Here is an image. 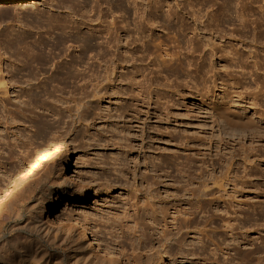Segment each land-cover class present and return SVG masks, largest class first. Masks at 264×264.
<instances>
[{
    "label": "rangeland",
    "instance_id": "374dc122",
    "mask_svg": "<svg viewBox=\"0 0 264 264\" xmlns=\"http://www.w3.org/2000/svg\"><path fill=\"white\" fill-rule=\"evenodd\" d=\"M136 1L0 2V193L61 135L69 149L49 160L0 213V256L8 257L33 238L35 246L55 256L51 264H75L80 257L98 264H137L154 252L164 253L166 264H221L225 257L239 264V248L226 247L206 213L190 226L182 250L174 239L156 242L152 251L134 247L141 228L160 232L166 226L162 216L154 219L152 209L135 224L129 171L137 163V176L146 173L177 184L207 174L211 157L243 151L247 160L239 162L243 167L236 174L241 178L246 167L254 184L235 193L245 201L241 217L252 218L244 228L251 242L239 247H264V221L256 219L259 210L264 212V118L239 126L258 129L255 137L225 131L222 118L199 96L216 80L219 87L229 83L242 94L253 112L264 105V98L255 99L264 91V0H152L161 6L159 12L140 0L144 4H137V13ZM179 2L189 5L178 7ZM100 9L103 18L94 15ZM156 14L161 22L139 33L142 16ZM197 16L211 24L210 30L196 29ZM100 20L130 30V36L122 32L119 50L107 47ZM148 34L155 38L151 47ZM178 56L183 66L174 69L168 63ZM84 101H91V109ZM83 112L86 120L80 122ZM176 216L175 209L166 215L171 228ZM72 221L113 253L82 237ZM199 229L204 232L196 233ZM17 236L20 240H14ZM35 246L22 248L25 264L40 258ZM158 254L153 264H160Z\"/></svg>",
    "mask_w": 264,
    "mask_h": 264
},
{
    "label": "bare ground",
    "instance_id": "6f19581e",
    "mask_svg": "<svg viewBox=\"0 0 264 264\" xmlns=\"http://www.w3.org/2000/svg\"><path fill=\"white\" fill-rule=\"evenodd\" d=\"M10 1L27 0H0V2ZM116 1H118L117 5H119V2H123V0ZM139 3L144 4L140 0H137L135 2L136 13L138 12ZM146 3L147 6H150L152 7V9L159 12L158 10L161 8L160 5H156L157 3L153 4L152 0H147ZM152 5L155 7H153ZM177 5L178 7L185 8L189 4L188 2H179ZM151 11L152 10L148 11V13L151 14ZM99 12L94 15H97V18H103L105 16V13H101L102 9H100ZM168 15L169 14H166V16ZM166 16L163 18L164 25L169 26ZM142 17L144 18L139 22V33H144L148 29L152 30V26L155 23L161 22L158 21V19L161 18L159 14L155 15L156 18H148L145 15ZM194 21L196 22V24L194 25L196 26V29H199V31L210 30L211 28V24L209 22L205 24V22L201 20L199 16L195 17ZM99 23L101 26H104L103 33L107 37V47L115 46V49L119 50L123 46L121 43L123 37L122 32L126 31V36H130L128 35L130 30L125 29L124 27H118L116 21L114 20L109 22H107L106 20H100ZM198 34H201V32H198ZM148 37L149 38L147 40V43L148 46L151 47L155 42V38L152 34H148ZM96 38L98 37H93L90 41L96 40ZM103 52L106 53V51ZM163 52H165V55L172 56L166 49ZM41 55L43 54H40V56ZM44 59H46V57H44ZM170 61H172V63ZM170 61L168 64H170V66H173L174 69L183 66L184 62L180 56H178L177 59L172 58ZM163 63L166 64L167 61L163 59ZM255 65L258 66V68L261 67L257 61L255 62ZM149 93L151 94V91ZM237 94L236 91L231 90L229 83L221 82V87H219L216 80H214L199 96L203 104L207 105L208 108L210 107V109H213L214 114L222 118V125L220 127H224L223 129L225 131L237 132L240 136L255 137L257 136L256 134L259 133L258 129H249L245 127L239 128V126H249L250 124H255L256 120L254 119V117H259L260 119L264 118V105L261 104V107L253 112L250 106H246V104L243 103L245 102L243 101L245 97L242 96V94H238L237 96ZM236 96L239 98L236 99ZM263 98V90H260L256 93L255 99L260 101V99ZM76 105L78 106L80 105V103L78 102ZM82 105L85 106L88 110L91 109L92 106L91 101H84ZM71 108L72 107H66V110L71 111ZM85 120L86 117L85 113L83 112L80 115L79 121L84 122ZM68 134L69 132H67V135ZM141 135L143 136L142 140L144 141V129H142ZM87 136L88 135L85 134L84 138H86ZM63 138L64 135H61L60 138L55 141L48 149H45L38 153L34 157V159H32L28 163V165L17 175L12 183L1 191L0 213H2L7 203L12 200L17 194H19L23 187L26 186L29 181L37 175L39 170L44 168L49 160L55 158L59 154H62L65 150H67L66 152H68L69 149L66 147V145L63 144ZM225 144L230 145V141H225ZM142 148L143 147L141 146L138 151L142 150ZM238 155H240L241 157L236 158ZM210 159V169L207 170V174L199 173L193 178L180 180L177 184H167L163 182V180L157 178L155 175L150 177L146 173H143L139 177L136 174L138 165L137 163L134 165V169L132 171H129L132 174L134 180V182L131 183L133 196L130 199L131 201L129 206L135 211L131 215L134 218L133 220H135L136 222L135 224L138 225L142 222L143 218L141 214H143V212L145 213L148 212L149 209H152L154 219L162 216V219L165 221L164 225L166 227H164L160 232H150L146 231L145 228H141L142 233L138 237L137 241L133 243V246H137V248L141 251L147 248H149V251H152L156 242H167L171 239H174V241L179 245L180 250H182L183 246L185 245V234L190 233V226H192V224L198 220L200 213H206L208 214L207 221L215 224L213 232L217 230L216 234H220V237H222V242L226 245V247L228 249L230 248L234 250L239 248L238 254L239 258L241 259L239 264H264V252L262 254L260 253L264 249L263 246L247 247L246 249H242L241 247H239L242 243L247 244L251 242L249 237L244 235L245 233H250V230L244 228L245 221L251 222L252 218L250 216L241 217V215L239 214V210H245V208L242 207V204L245 201L242 199H237L235 195V193L238 192L242 194L243 190L247 186L254 184L252 183V179H250L251 174L246 167L243 170L244 174L241 178L237 177L236 174V171L242 169L243 167L239 162L241 160H243V162L247 160V153L243 151L241 154L234 153L230 157L226 158H222L220 156L219 159H214L213 157H211ZM215 171H219V175H216ZM138 180L140 181L139 183H137ZM125 181L127 182V180ZM172 187L175 188V192L169 191ZM230 188H233V191H231ZM163 192H165V195L163 194ZM231 192H233L234 194H231ZM142 199L143 201L141 202ZM172 209H175L177 216L174 218L175 223L171 228L167 222L166 215H168L169 210ZM259 211L260 212L256 213V219L264 221L263 209ZM185 214H188L189 217H184ZM233 220H236V222H233ZM72 222L77 226V229L82 234V237L88 238L90 240V243L94 242L96 246L102 247L105 253H113V250L109 246L103 245L95 237L90 236L83 225L78 224L76 221ZM3 227L4 224H1L0 238L4 236V233L2 231ZM28 228L30 227H27L26 230ZM10 230H12V228ZM34 230L35 229H33L32 231ZM39 231L40 228L38 227L35 231L36 234H39ZM202 232H204L202 229L196 231V233ZM121 233L122 236L126 239L127 232L123 229V227L121 228ZM158 233L159 236L154 237V234ZM18 238L20 240L19 236H17L14 240ZM35 243L36 240H34L33 238H29V240L22 244V248L26 249L34 247ZM35 247L36 248L34 250V253L41 254L40 258H37V255L34 256V259H37L36 264H51L55 256L53 254H49L46 250H44L43 247H37V245ZM22 248H15L14 251L10 252L8 257L0 256L2 264H25L23 261H21L23 258H26V254L22 253ZM221 250H223V248H221ZM157 254L158 252L145 254V263L138 262L137 264H153L155 257H157ZM159 255H161L160 264H166L164 253L159 252L158 256ZM234 258L235 257H225L223 263L221 264H233ZM75 264L98 263L92 261L91 259L80 257L75 261ZM107 264H114V262L111 260V263Z\"/></svg>",
    "mask_w": 264,
    "mask_h": 264
}]
</instances>
